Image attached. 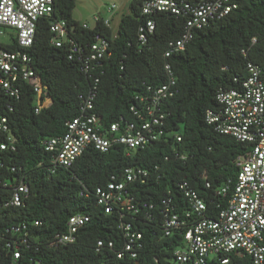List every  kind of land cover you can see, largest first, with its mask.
<instances>
[{
	"label": "trees",
	"instance_id": "trees-1",
	"mask_svg": "<svg viewBox=\"0 0 264 264\" xmlns=\"http://www.w3.org/2000/svg\"><path fill=\"white\" fill-rule=\"evenodd\" d=\"M232 1L236 8L225 18L196 31L183 51L166 59L168 44L184 32V19L157 13L155 30L141 45L139 29L148 19L141 11L144 0H131L116 34L102 21L83 29L73 17L77 0H53L51 18L38 22L34 44L27 51L52 105L36 114V93L24 82L18 83L21 93L16 98L0 90V113L17 141L15 151L0 149V264H155L171 259L182 246L180 237L165 236L163 223L166 211L181 217L190 211L180 188L183 183L205 199L207 216L215 219L227 207L238 176L235 161L250 145L217 132L207 123L206 113L221 110L219 91L240 89L250 66L257 67L264 79V0ZM56 21L67 23L68 39L81 49L72 60L68 44L57 48L51 43L50 26ZM97 37L109 42V55L85 72L83 59ZM11 39L3 49H17ZM167 62L176 86L174 96L162 106L166 118L158 142L135 151L113 145L106 153L91 146L69 168L53 164L43 141L63 136L89 97H94L91 112L105 128L138 122L134 113L143 111L153 91L168 82ZM7 138L0 132V145L8 143ZM127 169L147 171L144 184L129 186L138 213L115 208L107 214L97 191L113 177L123 179ZM21 184L29 188L28 196L13 206V194ZM226 186L225 195L217 194ZM77 214L90 221L79 230L76 242L50 247ZM123 225L143 236L136 259L125 250L128 238ZM223 258L218 254L217 260L206 264H221ZM228 264L253 262L232 255Z\"/></svg>",
	"mask_w": 264,
	"mask_h": 264
},
{
	"label": "built area",
	"instance_id": "built-area-1",
	"mask_svg": "<svg viewBox=\"0 0 264 264\" xmlns=\"http://www.w3.org/2000/svg\"><path fill=\"white\" fill-rule=\"evenodd\" d=\"M236 5L232 0H144L142 15L147 22L139 29V43L144 45L156 27L153 17L157 13H167L185 20L182 36L168 44L165 58L183 51L193 40L195 32L204 29L212 21L225 18ZM117 5L107 8L109 18L96 17V24L102 21L112 29ZM54 11L53 0H0V90L9 97L16 98L21 90L18 83L30 85L36 93L35 113L52 105V100L45 90L41 78L32 69V58L27 52L34 44L37 24L40 20L51 18ZM95 24V25H96ZM83 29H92L87 23H81ZM51 43L57 48L69 45V59L80 52L78 43L68 39V28L65 21L53 22L50 26ZM16 40L17 49H3V38ZM7 43V44H8ZM110 44L97 37L91 45L90 55L83 59V70L88 72L94 62L109 55ZM168 82L155 89L150 101H145L144 109L135 112L138 122L113 123L107 128L96 114L93 99L89 97L82 107L81 115L67 123V130L61 137L43 141L46 151L52 155L56 167L69 168L89 147L106 153L113 145H125L129 150L145 148L158 142L163 135L161 127L166 115L162 106L174 96L176 78L172 66L165 64ZM217 100L221 110H208L206 121L221 134L228 135L238 142L250 145L248 151L239 155L235 161L238 176L234 191L226 208L221 209L213 219L206 215L205 199L192 190L187 183L180 188L188 199L190 211L179 214H164L163 231L166 237L174 235L182 239V246L177 247L171 259L155 264H206L210 255L222 254L221 264H228L230 256H247L253 264H264V79L257 67L250 66L249 77L240 89L219 91ZM0 132L8 136V143H2V151H15L16 139L11 135L8 119L0 113ZM176 139L180 142L181 138ZM54 172V171H52ZM147 171L135 172L127 169L121 180L112 178L106 187L97 191L98 203L107 214L115 208L122 212L138 213L134 198L130 196L129 186L135 182L145 183ZM207 188L210 184L206 183ZM229 187H223L217 194L225 195ZM29 188L19 185L13 194L11 205L20 206L28 196ZM125 217V215H122ZM193 219V222L190 221ZM90 221L84 214L72 216L67 224L65 234L57 235L50 247H66L76 242L79 230ZM125 226L128 242L125 250L130 257L136 259L135 249H141L142 234L132 231L130 225ZM104 243L100 241L99 247ZM112 247V243L109 244ZM19 255L15 253V258ZM121 258V256H119ZM107 264V263H99Z\"/></svg>",
	"mask_w": 264,
	"mask_h": 264
},
{
	"label": "rangeland",
	"instance_id": "rangeland-1",
	"mask_svg": "<svg viewBox=\"0 0 264 264\" xmlns=\"http://www.w3.org/2000/svg\"><path fill=\"white\" fill-rule=\"evenodd\" d=\"M131 0H77L76 8L73 17L80 23H87L89 27L93 28L96 24V17L109 18L110 14L107 11L108 6L117 5L118 10L114 17L112 30L114 34L117 33L118 25L122 16L129 12V4ZM3 41L8 43V38H3ZM217 260V257L210 255L209 262Z\"/></svg>",
	"mask_w": 264,
	"mask_h": 264
}]
</instances>
